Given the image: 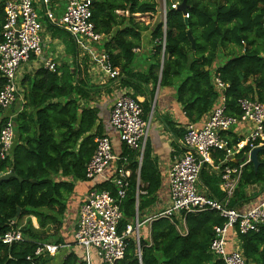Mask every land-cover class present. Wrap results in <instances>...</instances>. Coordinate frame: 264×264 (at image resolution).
<instances>
[{"label":"trees","instance_id":"trees-1","mask_svg":"<svg viewBox=\"0 0 264 264\" xmlns=\"http://www.w3.org/2000/svg\"><path fill=\"white\" fill-rule=\"evenodd\" d=\"M183 1L165 0L166 20L156 21L151 32L149 66L146 71H136L133 49L141 44V31L150 26H145L139 18L156 15L159 0H93L95 29L111 36L103 49L114 66L121 69L127 79L123 78V84L134 91L132 97L146 96L142 103L144 119L147 121L152 112L157 90L165 87L174 89L189 124L202 125L219 98L212 82L215 70L229 85L226 92L229 114L240 115L238 101L241 99H257L264 103V0H186L188 19L179 8L172 9ZM4 22V3L0 0V32ZM45 27L52 38L63 42L68 55L76 56L77 47L72 36L48 24ZM189 33L194 38L195 49ZM3 84L0 74V91ZM91 89L81 72L78 77L71 75L66 65L56 72L40 69L30 81L28 99L35 113L24 110L15 118V132L19 137L15 138L7 160L0 159V174L14 169L21 179H0V237L14 220V228H19L23 218L29 219L22 229L23 242L8 247L0 241V264H30L27 258L40 244L64 242L60 232L66 197L73 186L57 183L53 175L60 172L74 179H86V166L96 149L94 140L103 136L101 126L90 135L99 121V111L81 104L89 99ZM3 113L0 109V132L6 120ZM161 120L176 136L184 137L185 128L176 127L168 117ZM230 136L236 143L237 138L232 133ZM127 149L124 146L122 156L128 158L132 175L121 204L120 234L137 214L158 202L162 188V177L151 157L149 144H146L140 168V185H137V153ZM246 156L239 155L238 161L230 165H238ZM258 159V170L252 163L244 168L231 201L232 208H242L252 200L247 193L249 187L260 186L264 190V147ZM201 181L212 197L223 196L219 177L204 171ZM102 188L115 192L108 185ZM32 217L37 219L40 230L33 227ZM224 223L225 219L215 211L181 213L173 221L158 219L152 223L151 241L140 237L138 245L135 237L127 239L125 257L117 264H224L210 253L214 227ZM239 239L246 263L264 264V226L260 232H250ZM40 263L49 264V260ZM60 264L85 263L82 256L73 252Z\"/></svg>","mask_w":264,"mask_h":264},{"label":"built area","instance_id":"built-area-1","mask_svg":"<svg viewBox=\"0 0 264 264\" xmlns=\"http://www.w3.org/2000/svg\"><path fill=\"white\" fill-rule=\"evenodd\" d=\"M2 1L5 22L0 32V74L4 84L0 91V109L6 113V120L0 132V159L5 161L13 151L16 138L15 114L10 111L17 101L18 71L33 57L44 56L45 24L62 29L76 41L85 40L95 44L102 41L104 36L96 31L92 22L93 0ZM178 6L175 4L172 9L176 10ZM185 18H189L187 13ZM100 64L110 79L119 77L120 73L108 55L100 57ZM43 67L55 72L57 64L51 59H44ZM213 73L212 82L219 93L217 105L202 125L188 124L185 128L186 133L179 144L182 153L175 158L168 173L169 205L142 223L137 216L122 234L118 229L123 219L121 204L127 195L132 175L128 169L129 161L115 154L109 137L103 135L95 138L96 149L86 166V179L93 181L94 185L80 206L78 226L74 233L76 245L83 249L85 264H95L94 250L100 255V264H117L123 260L127 239L133 236L139 244L140 229L145 223L161 218L173 221L181 213L187 215L206 211H215L225 219L223 226L214 227L210 253L224 264H247L239 237L250 232L258 233L264 226V197L259 203L250 202L242 208H232L231 201L244 168L251 163V152L257 147H264V103L257 99H241L238 101L240 115L229 114L226 95L229 85L223 81L221 73L216 70ZM142 103L128 93L123 94L114 102L109 119L122 146L140 151L141 155L149 128L143 116ZM239 127L246 129V133L235 143L230 133L234 136V129ZM243 153L247 156L238 165L231 166L230 162H237L238 156ZM216 156L219 158L216 159ZM204 171L220 176L221 198L200 191ZM103 185L113 187L115 192L103 189ZM248 204L251 206L247 207ZM14 225L15 221L11 222L10 229L0 237L3 245L12 247L24 241L21 229L14 228ZM63 247L40 244L27 260L30 264H41V260L57 256Z\"/></svg>","mask_w":264,"mask_h":264},{"label":"crops","instance_id":"crops-1","mask_svg":"<svg viewBox=\"0 0 264 264\" xmlns=\"http://www.w3.org/2000/svg\"><path fill=\"white\" fill-rule=\"evenodd\" d=\"M62 12L63 10H61V13ZM58 14H60V12H58ZM151 17H154V15ZM141 18L143 17H140L139 19L141 20ZM145 26H149V28L148 30L141 31V36H140L141 44L137 48L133 49V52L136 55L133 68L136 71H146L150 62L149 60V51L151 49L150 39H151V32L153 31L154 26H151V24H146V23ZM102 35L104 36L103 40L95 44L87 42L85 40L76 41L72 37L77 47V54L76 56L73 57L66 53L65 46L61 40L57 38H52V35L48 32L46 27L43 33L44 56L42 58L33 57L31 61H29L26 64H23L22 67L19 69L18 71L19 91L17 95V101L12 107L10 113L11 112L14 113L15 118L24 110L25 111L27 110L28 113H35V109L32 107L31 102L28 99L29 83L36 75L37 71L44 68L43 67L44 59H51L57 64V68L66 65L69 68L71 75H75L76 77H78V74L81 72V77L87 80L89 86L92 89L89 91L90 94L89 99L83 100L81 104L83 106H87L91 109L99 111L98 113L99 121L96 122L95 126L90 132V135L96 133L97 126H101L103 129V135L109 137L112 140L114 152L116 155L119 156L123 154L124 146H122V143L119 140L118 133L110 126L109 119L111 114V108L114 102L117 100V98H119L121 95L128 93V95L132 96L135 94L131 87L125 86L123 84L122 80L125 77L121 73V69L117 66H114L112 61L111 62L113 66L116 69H118L120 73L119 77L116 80L110 79L108 74L102 68L100 64V57H102L103 55L109 56L108 52L105 49H103V46L106 45V43L111 38V36H106L104 34ZM59 75H61V72L59 73ZM125 80L127 81L126 78ZM145 98L146 96H143L142 94L137 95V99L140 100L141 102H144ZM3 115L4 118L6 119V113H3ZM156 117L157 119L155 120ZM165 117H168L176 125V127L186 128V126L189 124V121L186 118L185 113L183 111V107L176 100L174 89L160 87L157 90L153 109L148 118L151 126L148 130V137L144 143V151L142 155L140 151L139 152L136 151L137 153L136 160L139 164V169L137 172L138 174L137 185L138 184L140 185L141 184L140 168L143 163L145 147L146 144L148 143L150 146L151 157L155 162L157 169L162 177V188L158 194L159 195L158 202L153 207L142 212L140 215L137 214L138 217L137 216L136 217L139 220L142 219L143 220L142 222L147 220L150 216L156 214L157 211L165 209L169 205L168 173L172 165L174 164L175 158H177L182 153L179 145L182 138L176 136L174 134V131H172L163 122V120H161L162 118ZM239 128L234 129L233 134H235L234 135L235 138L242 139L245 137L244 135L246 133V129L243 130ZM56 133L59 134L58 130L56 131ZM56 136L58 139V135ZM16 137H19L17 133H16ZM213 175L219 177L220 185H221L220 176L218 174H213ZM53 179L57 183H62V182L71 183L73 186V190L66 197V205H65L66 212L63 217V227L60 232V235L64 240V242L60 244H56L64 247L60 250L57 256L47 260H49V264H60V261L62 259H66L71 253L76 252L80 256H82V261H83V249L76 245L74 240V233L78 226L80 206L83 203L84 199L86 198L88 192L94 185V183H92L93 181L90 182V180L87 179L81 180V179H74L73 177H67L62 175V173L60 172L53 175ZM200 191L209 196H212L209 188L206 187L202 183V181L200 183ZM247 193L248 196L252 198L250 202L253 204L259 203L264 197V190H262L260 186L249 187ZM142 194L145 193L142 192ZM139 197L140 196L138 192L137 204H136L137 211L139 206ZM76 199L77 202L74 201ZM250 206H251L250 204L247 205V207ZM136 217L135 219H132L129 224H132L136 220ZM32 218L36 219L35 217ZM14 221L16 222V220ZM153 222H148L149 226H144V224L142 226L145 227L146 230L148 229V232L150 234L147 236V232H145L144 236L146 235L145 238L150 239V241H151ZM140 237H139V241H140ZM95 256L96 257L99 256L98 259L100 262V255L99 254L96 255L95 253Z\"/></svg>","mask_w":264,"mask_h":264},{"label":"rangeland","instance_id":"rangeland-1","mask_svg":"<svg viewBox=\"0 0 264 264\" xmlns=\"http://www.w3.org/2000/svg\"><path fill=\"white\" fill-rule=\"evenodd\" d=\"M165 8H166V5H165V0H159V9H158V13H156V15H154V17H151V16H146V17H143V18H141V20L142 21H144L146 24H151V26H154V24H155V22L156 21H158V20H160V19H163L164 20V16H165ZM237 49L238 50H240V48L239 47H237ZM236 49V50H237ZM227 52V51H226ZM158 107H159V105H158ZM157 119V117L155 118V120ZM148 121V124H149V128H150V126H151V124H150V122H149V119L147 120ZM149 128H148V130H149ZM6 174V173H5ZM89 182V181H88ZM90 183V182H89ZM254 191V190H253ZM75 202H77V199L76 200H74ZM79 206V205H78ZM162 210H164V209H162ZM162 210H160V211H162ZM157 212H159V211H157ZM141 217V216H140ZM28 217H25V218H23V220H22V222H21V224L19 225V228L18 229H21V231H22V229H23V227H25L26 225H27V223H28ZM31 219V218H30ZM31 221H32V225H33V227L36 229V230H40L41 228H40V226H39V223H38V221L36 220V219H31ZM142 219H140V223H142ZM144 226H149V224L148 223H145L144 224ZM52 232H53V229L51 230ZM140 235H141V237H146V235L144 236V233L145 232H147V236L150 234L149 232H148V229L146 230L145 229V227H142V229L140 230ZM93 252H96L97 254H99L98 253V251H96V250H94ZM93 259H94V262H95V264H100L99 263V259H98V257H96L95 256V254H94V256H93Z\"/></svg>","mask_w":264,"mask_h":264},{"label":"water","instance_id":"water-1","mask_svg":"<svg viewBox=\"0 0 264 264\" xmlns=\"http://www.w3.org/2000/svg\"><path fill=\"white\" fill-rule=\"evenodd\" d=\"M166 5V4H165ZM179 10L185 15L187 13V4H186V0H184L180 5H179ZM166 11V8H165ZM189 39L192 43V47L193 49H195V41L194 38L192 37V35L189 33ZM263 150V147H257L255 148L251 154H250V160L251 163L254 165L255 170H258L259 168V159H258V155L259 153ZM11 178H15V179H19V177L16 175L15 170L12 169L10 172L6 173V174H0V179L3 181L9 180ZM21 181V179H19ZM35 182V181H34ZM19 211V210H18ZM19 214V212H18Z\"/></svg>","mask_w":264,"mask_h":264}]
</instances>
